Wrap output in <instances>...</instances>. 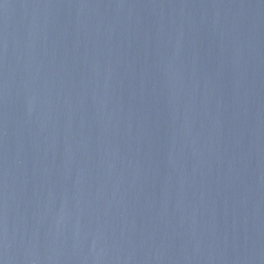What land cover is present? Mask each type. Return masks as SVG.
Listing matches in <instances>:
<instances>
[{"label":"water","instance_id":"1","mask_svg":"<svg viewBox=\"0 0 264 264\" xmlns=\"http://www.w3.org/2000/svg\"><path fill=\"white\" fill-rule=\"evenodd\" d=\"M0 264H264V0H0Z\"/></svg>","mask_w":264,"mask_h":264}]
</instances>
